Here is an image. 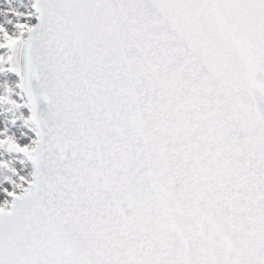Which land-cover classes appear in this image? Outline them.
Here are the masks:
<instances>
[{
    "label": "snow or ice",
    "instance_id": "1",
    "mask_svg": "<svg viewBox=\"0 0 264 264\" xmlns=\"http://www.w3.org/2000/svg\"><path fill=\"white\" fill-rule=\"evenodd\" d=\"M0 264H264V0H0Z\"/></svg>",
    "mask_w": 264,
    "mask_h": 264
}]
</instances>
